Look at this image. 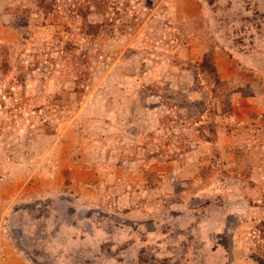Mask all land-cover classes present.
Segmentation results:
<instances>
[{
  "label": "rangeland",
  "instance_id": "rangeland-1",
  "mask_svg": "<svg viewBox=\"0 0 264 264\" xmlns=\"http://www.w3.org/2000/svg\"><path fill=\"white\" fill-rule=\"evenodd\" d=\"M0 264H264V0H0Z\"/></svg>",
  "mask_w": 264,
  "mask_h": 264
}]
</instances>
